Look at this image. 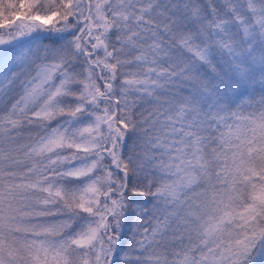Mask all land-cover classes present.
Returning <instances> with one entry per match:
<instances>
[{"label":"snow or ice","instance_id":"1","mask_svg":"<svg viewBox=\"0 0 264 264\" xmlns=\"http://www.w3.org/2000/svg\"><path fill=\"white\" fill-rule=\"evenodd\" d=\"M0 264H264V0H0Z\"/></svg>","mask_w":264,"mask_h":264}]
</instances>
